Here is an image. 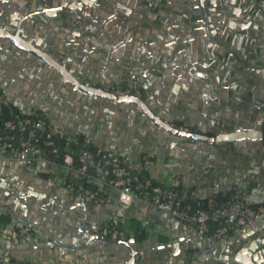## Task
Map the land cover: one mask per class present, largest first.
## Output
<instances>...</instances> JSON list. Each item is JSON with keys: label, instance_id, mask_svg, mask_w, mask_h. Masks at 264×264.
<instances>
[{"label": "crops", "instance_id": "1", "mask_svg": "<svg viewBox=\"0 0 264 264\" xmlns=\"http://www.w3.org/2000/svg\"><path fill=\"white\" fill-rule=\"evenodd\" d=\"M129 1H144V18L137 19L140 24L131 22L126 33L118 32L114 25L107 31L93 32L90 37L99 43L93 51L97 57L91 54L87 58L85 44L79 46L84 39L81 36L74 42L63 37L65 50L70 43V55L72 51L82 67L94 63L98 83L116 78L125 83L134 76L161 113L185 119L175 121L177 124L195 132L204 128L211 136L238 134L237 140L198 148L183 140L181 144L172 142L159 127L138 123L124 111L97 117L87 114L84 107L74 109L67 98L64 102L58 98L53 86L25 85L0 64L3 88L31 101L33 109H46L66 137H82L96 148L119 151L134 169L147 167L160 184L178 179L197 201L222 200L239 186L246 204L260 205L264 202V15L256 7L262 9L255 0ZM9 5V0H0V12L8 13ZM35 24L40 25L38 21ZM206 32L221 46L208 42ZM57 201L64 200L58 197ZM238 208V204L231 206V220ZM74 213L89 224L98 217L94 210ZM135 216L123 219L127 225L136 221L145 230L144 238L136 239L145 264L158 260L164 264H232L236 255L252 244L250 254L257 257V264H264V245L258 243L264 240L260 235L264 216L257 220L251 235L236 234L226 243L202 242L192 225L167 227L140 209L135 210ZM107 219L101 217V223ZM129 231L136 238L134 231ZM50 242L52 239L7 250L8 241L0 236V253L19 261L45 262L60 256V248L49 246ZM121 257V252L108 253L100 244L93 254L86 253L80 259L86 260L83 264H121Z\"/></svg>", "mask_w": 264, "mask_h": 264}, {"label": "water", "instance_id": "2", "mask_svg": "<svg viewBox=\"0 0 264 264\" xmlns=\"http://www.w3.org/2000/svg\"><path fill=\"white\" fill-rule=\"evenodd\" d=\"M9 2L10 5L6 6L9 13V15L7 13V17L16 21L12 25L17 27V30H10L8 26L4 27L0 23V37L10 40L21 50L30 52L37 58V63L41 64L44 62L47 64L53 71V74L49 75L54 81L53 89L67 96L68 103L72 102L73 98L78 100L80 97H84V102H87L91 107L87 106L88 109H83L87 114H95L97 117L104 113L112 114L113 110L124 111L134 117L138 123L159 127L162 134L172 142L181 144L180 141L183 140L186 145L196 148L202 147V145L206 147L209 145H223L239 138L238 134L228 136L221 133L211 136L207 134L204 128H199L201 132L191 131L190 129L188 131L182 130L175 125V121L184 122L185 119L178 115V117L173 118L161 113V110L150 99H147V95H144V97L137 95L123 96L111 92V87L113 86L132 85L135 80L140 79H135L133 76L125 83H121L116 78L115 80L102 83L101 86H96V82H92L94 85H91L87 82V79H82L78 75L80 72H76L67 63L66 59L56 57L54 52L45 50L41 46L43 40H48L52 44V40L55 39V42L58 43L65 36V32L81 23H84L85 26H82L79 32H75L74 35L84 37L85 41L92 40L98 46L99 43L90 37L93 32L107 31L114 25L118 32L126 33L128 27L132 25L131 22L139 23L137 19L144 18V1L9 0ZM200 2H203V0H200ZM129 3L132 4L129 6ZM37 7L42 9L37 10ZM152 8L154 7H150V9ZM256 10L264 15L263 9L259 10L256 7ZM51 19L53 20L51 21ZM37 21L40 24L38 27L42 29L41 34H39L38 40H29L25 35V28L35 32L31 27H37L35 25ZM54 22L56 25H49L54 24ZM204 36L208 42L221 46V42L208 35L207 32L204 33ZM62 46L64 48V45ZM66 46V51H63L62 54L66 52L69 56V47L72 45L66 43ZM92 55L97 57L95 53H92ZM35 58L32 59L35 60ZM88 66L90 68H85L84 76L87 73L86 71L89 70L90 74L94 73L95 64L91 63ZM88 78L91 79L92 77L88 76ZM4 89L9 97H16L15 99L21 103L32 105L31 101L22 99V96L15 95L8 88L4 87ZM58 98L64 102L62 96H58ZM34 108L39 109V107ZM58 197L64 201L59 203L57 201ZM0 206L4 208L5 213L33 224L49 234L52 239L49 246L59 247L58 254L60 255L78 254L81 257L86 253L93 254V250L97 249L101 244L108 253L121 252L122 257L119 259L121 264H145L141 261V256H144V253L136 249L135 237L112 239L108 235V231L102 228L101 217L134 218L136 217L135 210L140 209L145 214L147 213L151 219L167 227H172L177 223L184 225V222L171 214L161 211L147 201L135 200L130 208H124L113 203L95 205L73 202L68 191L52 187L45 179L34 175L25 167L12 161H0ZM81 209L84 211H96L98 214L96 221L89 224L86 220L78 219L74 212ZM248 235H251V233ZM258 243L264 245V240L261 239ZM253 245L255 244L243 248L236 255L235 262L232 264H257V257L250 254V251L254 249ZM15 248L17 246L8 242L7 250H14ZM187 258L190 259L192 257L187 256ZM77 262L78 264H83L86 263V260L79 259ZM155 263L164 264L161 260L155 261Z\"/></svg>", "mask_w": 264, "mask_h": 264}, {"label": "built area", "instance_id": "3", "mask_svg": "<svg viewBox=\"0 0 264 264\" xmlns=\"http://www.w3.org/2000/svg\"><path fill=\"white\" fill-rule=\"evenodd\" d=\"M255 1L257 6L264 10V0ZM0 89L4 90L1 82ZM111 92L123 96H141L142 89L138 82H134L132 85L114 87ZM5 111H9L10 114L17 113V116L1 123L3 127H0V131L2 130L0 161L16 162L34 175L45 179L52 187L68 191L73 202L95 205L113 203L130 208L135 200L147 201L161 211L195 227L199 240L202 242L226 243L236 234H249L256 228L257 220L264 216V205L252 208L242 202L243 189L239 186L232 188L231 197L226 202L219 203L215 199H210L207 201V208L200 210L195 209L194 203L200 205L201 202L197 201L178 179L171 183H163L162 187L156 190L154 199H151L150 186L155 177L147 171V167L146 170L134 169L125 154L102 149L97 152L87 151L77 158L70 145L67 146L60 160H55L53 156L61 155L56 136L61 134L65 137V135L53 122L50 124L42 120H34L32 118L34 110L31 106L9 97L5 91H0V114ZM44 112L48 114L46 109ZM44 128L47 131L42 143H37L42 137L39 129ZM179 128L189 130V127L183 125ZM6 130L15 132L16 135L8 134ZM17 135L18 139L15 140ZM68 140L72 139L68 138ZM10 141L15 143L11 144ZM204 169L205 167H202V170ZM77 179L84 181L78 182ZM84 182H96L107 186L113 193H104L101 188L97 190L87 188ZM235 204H238L239 208L234 213L233 223L212 229V222L231 217L229 210ZM2 213H5L4 208L0 206V214ZM108 219H111L110 224L114 226L109 234L112 239L132 237L130 232V235L125 238L123 232L117 229L121 218L109 217ZM104 224H107L106 220L102 221V226ZM260 235L264 237V231H261ZM0 236L4 241L16 246L36 245L51 240V236L45 231L14 216L1 227ZM79 259L78 254H63L49 258L45 262H33V264L76 263ZM0 264H13L11 256L0 253Z\"/></svg>", "mask_w": 264, "mask_h": 264}, {"label": "flooded vegetation", "instance_id": "4", "mask_svg": "<svg viewBox=\"0 0 264 264\" xmlns=\"http://www.w3.org/2000/svg\"><path fill=\"white\" fill-rule=\"evenodd\" d=\"M37 10H41V7H37ZM13 22H16L15 20H13L10 17H7V13H5L4 11L0 12V23L2 24V26H8L10 28V30H17V27H14L12 25ZM18 22V21H17ZM36 25V24H35ZM37 26V25H36ZM82 26H85L84 23H81L80 25L77 26H73L71 28V30L65 32V36L64 38L66 39L65 41H71L74 42L75 37H79V36H74L75 32H79V30L81 29ZM34 29L35 32L30 31V29L25 28V35L29 40H38L39 34H41L42 29L37 27H31ZM36 33V34H34ZM23 35V34H22ZM36 35L37 38H36ZM92 36V35H91ZM72 38V39H71ZM62 39L56 43L55 39L52 40V44H50V42L47 40H43L41 46L43 49L48 50L50 52H54V55L56 57L59 58H64L67 60V63L76 71V72H80L78 73V75L82 78V79H87V82L90 83L91 85L93 84L92 82H96L97 84H95L96 86H101L102 84L98 83L99 81L97 80V77H94V74L92 72V74H90V70L86 71L87 73L85 74V76L83 75V72L86 68L82 67L80 64L78 65L75 59V55L72 54L71 51V55H67L66 52L62 54L65 47L63 48L62 46ZM85 44L83 51L86 52V56L87 58L90 57V55L93 53V51L96 50V43L92 40L89 41H85V39H81L79 46H81L82 44ZM94 46V47H90V46ZM83 46V45H82ZM74 52V49H73ZM0 64L4 67L6 70L10 71L11 74L16 77L18 80H20L21 82H24L25 85H29V86H48L47 88H51L50 86H53L54 81L50 78L49 75L53 74L52 69L45 64L44 62L39 64L36 62L37 58H35V56H33L30 52L26 51V50H21L20 48H18L16 45H14L13 42H11L8 39H5L3 37H0ZM32 58H35L32 59ZM93 58V57H92ZM71 62V64H70ZM93 62V61H91ZM89 67V66H87ZM90 68V67H89ZM88 76L92 77L91 79L88 78ZM62 85V84H60ZM94 85V84H93ZM141 86V85H140ZM62 87V86H60ZM116 87L113 86L111 87V90ZM142 89V94L140 97H144L145 93L144 90L141 86ZM57 96H62L63 98H67V96H65L64 94H60L59 92H56ZM70 100V99H69ZM84 97H80L78 100L76 98L72 99V107L74 109H78L79 106L80 107H84V109H88V107L90 108L91 105H88L87 102H84ZM87 101V99H86ZM86 103V104H85ZM88 106V107H87ZM71 107V108H72ZM175 125H177L178 127L181 126L180 124H177L175 122ZM191 130V129H190ZM192 131V130H191Z\"/></svg>", "mask_w": 264, "mask_h": 264}, {"label": "trees", "instance_id": "5", "mask_svg": "<svg viewBox=\"0 0 264 264\" xmlns=\"http://www.w3.org/2000/svg\"><path fill=\"white\" fill-rule=\"evenodd\" d=\"M0 91L3 92L5 90L0 89ZM33 110H34V114L32 115V118L34 120H42V121H45V122L50 123V124L52 123L50 117L48 116V114L46 112H44L42 110H36V109H33ZM15 116H17V113L10 114L9 111H5V113L0 114V127H3L1 125L2 121L8 120V119H13ZM6 131H8V134L16 135L15 132H12V131H9V130H6ZM46 131L47 130H45V128L44 129H39V133L42 135V137H40V139L38 140L37 143H40V144L42 143V139L44 138V136L46 134ZM0 132H2V130ZM17 139H18V135L15 137V140H17ZM10 143L11 144L15 143V141H10ZM56 143H57V146L59 147V151H60L61 155H60V157H54L53 156V158L55 160H60V158L65 153L66 148H67L68 145H70V147L73 149V151L75 153V156L77 158H78V156L83 155L87 151L97 152V151L100 150L99 148H96L93 145H90V144L86 143V141L82 137L70 141V140H68V137H66V136L63 137L61 134H59V135L56 136ZM42 146H43V144H42ZM77 181L78 182H83L84 180L77 179ZM84 185L87 188H91L93 190H97V189L101 188L102 191L104 193H107V194H112L113 193V191L109 187L102 186V185H100L99 183H96V182H92V183H85L84 182ZM161 187H162V184H160L155 179L152 180L151 186H150V192H151L150 197H151V199H154V197L156 196V190L160 189ZM230 197H231V194L229 193L224 199H222V200L215 199V200L218 201L219 203H223V202H226ZM242 202L246 206H249V207H252V208H258V207L264 205V202L261 203L260 205L246 204L243 200H242ZM194 204H195V209L196 210L207 208V202H201L200 205L196 204V202ZM12 216L13 215L7 214V213L0 214V229H1V227H3L5 224H7L10 221ZM110 221H111V219L110 220L107 219L106 220L107 224H104L102 226L103 229H106L108 231V235L110 234L111 230L114 229V226H112L110 224L111 223ZM120 221H121V223L117 227V229H119V230H121V232H123L125 238H127L130 235V231L127 230V227H129V229H132L134 231L136 239L141 240V239L144 238L145 230L139 226V223H137L135 221V224L125 225V223H126L125 219L121 218ZM227 223L231 224V223H233V220H231V218H227V219H222V220H219V221H215V222L211 223V227H212V229H216V228L221 227V226H223V225H225ZM11 259L13 261V264H33V262H29V261H26V260L19 261V260H17L15 258V256H11Z\"/></svg>", "mask_w": 264, "mask_h": 264}]
</instances>
